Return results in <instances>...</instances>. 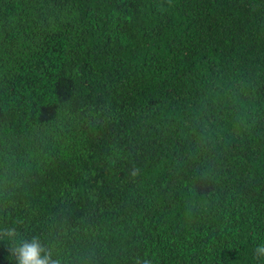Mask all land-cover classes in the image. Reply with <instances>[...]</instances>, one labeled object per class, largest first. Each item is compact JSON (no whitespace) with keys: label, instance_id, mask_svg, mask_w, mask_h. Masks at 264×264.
I'll list each match as a JSON object with an SVG mask.
<instances>
[{"label":"trees","instance_id":"16d2710c","mask_svg":"<svg viewBox=\"0 0 264 264\" xmlns=\"http://www.w3.org/2000/svg\"><path fill=\"white\" fill-rule=\"evenodd\" d=\"M8 227L59 264H264V0H0Z\"/></svg>","mask_w":264,"mask_h":264},{"label":"clouds","instance_id":"9594fccd","mask_svg":"<svg viewBox=\"0 0 264 264\" xmlns=\"http://www.w3.org/2000/svg\"><path fill=\"white\" fill-rule=\"evenodd\" d=\"M0 241H7L16 264H59L36 236L20 240L15 227L0 230ZM257 252L264 256V243L257 246Z\"/></svg>","mask_w":264,"mask_h":264}]
</instances>
